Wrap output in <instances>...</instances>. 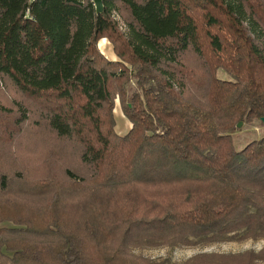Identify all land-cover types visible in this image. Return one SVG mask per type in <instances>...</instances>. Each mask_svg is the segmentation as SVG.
<instances>
[{
  "label": "trees",
  "instance_id": "obj_1",
  "mask_svg": "<svg viewBox=\"0 0 264 264\" xmlns=\"http://www.w3.org/2000/svg\"><path fill=\"white\" fill-rule=\"evenodd\" d=\"M102 2L0 0V76L35 103L0 118V264L264 262V249L134 252L264 238V135L233 144L239 121L264 118V0ZM135 70L119 135L114 99ZM27 122L56 143L21 137Z\"/></svg>",
  "mask_w": 264,
  "mask_h": 264
},
{
  "label": "rangeland",
  "instance_id": "obj_2",
  "mask_svg": "<svg viewBox=\"0 0 264 264\" xmlns=\"http://www.w3.org/2000/svg\"><path fill=\"white\" fill-rule=\"evenodd\" d=\"M121 8V7H120ZM114 10L113 16L119 22L120 25H123L124 10L120 9ZM115 42L110 38L101 37L97 41V49L104 58L106 59H118L115 48ZM220 77H224V74L220 71L218 72ZM146 87L153 88L155 90V85L150 76L146 78ZM123 89L125 91L126 100L123 102L120 101L118 97L114 99L113 106V117H114V131L119 135H123L127 132L130 127V120L124 114L123 106H131L129 100L135 93H141V87L138 84L137 71H130V75L127 81L123 83ZM21 103L25 111L29 112L31 115L35 112V103H32L25 95H22L17 91L13 85L9 82L8 79L0 76V104L4 109H0V118L9 120L11 124H14V120L19 115V110L17 104ZM2 110L4 112H2ZM241 126L235 128L233 131V144L236 149H240L245 146L249 141L258 139L264 135V122L258 120L254 122L239 121ZM21 125V124H20ZM19 125V126H20ZM21 131L17 132L21 137L26 133V131H35L38 133L39 137H36L37 140L34 141L37 145H44L50 147L51 143H56L55 137L45 128L44 123L40 122L37 127L33 128L31 122H27L23 126L19 127ZM38 148L37 150H39ZM264 249V238L258 240H245V241H228L222 243H212L206 245L198 246H158V247H149L143 249H135L134 252L137 254H142L143 256L152 258V259H163L168 258L175 262H182L189 257L202 253V252H217V253H239L246 250L260 251ZM259 264H264L260 262Z\"/></svg>",
  "mask_w": 264,
  "mask_h": 264
},
{
  "label": "water",
  "instance_id": "obj_3",
  "mask_svg": "<svg viewBox=\"0 0 264 264\" xmlns=\"http://www.w3.org/2000/svg\"><path fill=\"white\" fill-rule=\"evenodd\" d=\"M95 8V12L97 14H100L103 12V2L102 0H92ZM262 121L264 122V118H262ZM241 126V122L237 123V127Z\"/></svg>",
  "mask_w": 264,
  "mask_h": 264
}]
</instances>
